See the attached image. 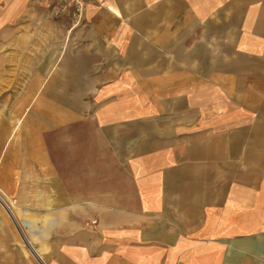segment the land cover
Listing matches in <instances>:
<instances>
[{"label": "crops", "instance_id": "crops-1", "mask_svg": "<svg viewBox=\"0 0 264 264\" xmlns=\"http://www.w3.org/2000/svg\"><path fill=\"white\" fill-rule=\"evenodd\" d=\"M64 3L0 1V202L31 247L264 264V0Z\"/></svg>", "mask_w": 264, "mask_h": 264}, {"label": "rangeland", "instance_id": "rangeland-1", "mask_svg": "<svg viewBox=\"0 0 264 264\" xmlns=\"http://www.w3.org/2000/svg\"><path fill=\"white\" fill-rule=\"evenodd\" d=\"M64 7L61 6L58 11L67 8ZM0 193L2 194L1 191ZM18 212L14 208L10 210L0 202V264H38L43 261L40 256L43 249L31 247V244L37 247L38 235L33 231L30 223L27 226L30 233L25 232L27 219H20ZM44 242L46 243L47 240ZM39 243L43 244L42 240ZM42 257H44L43 253ZM43 263L46 264L44 261Z\"/></svg>", "mask_w": 264, "mask_h": 264}, {"label": "built area", "instance_id": "built-area-1", "mask_svg": "<svg viewBox=\"0 0 264 264\" xmlns=\"http://www.w3.org/2000/svg\"><path fill=\"white\" fill-rule=\"evenodd\" d=\"M92 0H66L64 8L72 6L75 9V14L78 18L81 17L84 7L87 2Z\"/></svg>", "mask_w": 264, "mask_h": 264}]
</instances>
